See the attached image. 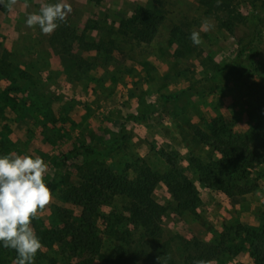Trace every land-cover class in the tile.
Masks as SVG:
<instances>
[{
  "label": "rangeland",
  "instance_id": "obj_1",
  "mask_svg": "<svg viewBox=\"0 0 264 264\" xmlns=\"http://www.w3.org/2000/svg\"><path fill=\"white\" fill-rule=\"evenodd\" d=\"M162 1L159 7L151 0H64L72 12L51 35L29 28L26 18L57 0H17L11 11L0 5V155L43 158L49 166L45 183L57 185L52 202L33 219L43 244L35 264H108L89 253L71 256L68 239L60 238L61 213L73 221L81 213L68 202L73 187L100 165L132 179L144 165L162 174L172 171L168 160L193 182L198 197L181 212L167 186L157 185L154 201L168 211L161 220V241L154 244L172 240L178 256L180 244L192 237L214 244L223 237L229 251L213 264H253L246 232L264 228V164L252 166L239 184L251 187V194L228 197L203 188L189 160L218 159L211 146L197 143L213 120L222 119L234 134L255 141L248 114L259 99L264 101V29L238 60L239 30L221 28L197 0ZM234 3L250 24L261 15L257 0ZM138 8L164 17L149 45L119 33L121 22ZM205 19L213 25L210 31L202 29ZM66 26L76 35L88 26L87 41L113 42L116 49L111 54L84 51L58 35ZM176 29L199 31L203 43L184 44L174 36ZM65 46L84 59L81 68L59 51ZM95 144L108 148L99 151ZM126 205L127 200L115 198L100 210L97 236L103 257H112L117 247L140 251L147 240L145 231L130 222ZM16 256L5 249L0 264H13ZM140 264L152 263L143 258Z\"/></svg>",
  "mask_w": 264,
  "mask_h": 264
},
{
  "label": "trees",
  "instance_id": "obj_2",
  "mask_svg": "<svg viewBox=\"0 0 264 264\" xmlns=\"http://www.w3.org/2000/svg\"><path fill=\"white\" fill-rule=\"evenodd\" d=\"M89 1L100 4L103 0ZM197 1L209 16L218 18L221 28L230 33H235L238 30L242 33L237 55V59L241 60L259 34V28L264 29V0H257L261 5L262 12L253 24H250L237 8L235 0H219V3L217 0ZM151 2L159 7L163 6L162 0H151ZM163 21V16L138 8L130 19L121 22L119 33L130 42L149 45L157 37ZM90 29L86 26L81 35H76L74 29L66 26L60 29L58 35L60 34L64 41L70 39L78 42L79 47L84 51L113 53L116 49L113 42L106 43L103 40L89 42L86 40V34ZM173 34L184 44L191 41L190 33L183 30L176 29ZM59 51L73 58L78 68L85 64L82 57L73 53L71 46H65L63 51ZM3 62L8 65L6 59ZM263 105V99H259L258 104L248 114L256 138L253 142L246 137L234 134L222 119L211 121L208 134L200 132L197 135L199 136L197 143L211 146L218 155L217 160L211 159L208 162L196 158L189 160L199 172V183L203 188L222 192L228 197L245 196L253 192V189L248 185L239 184L246 179L252 166L264 164ZM94 148L103 151L108 147L95 144ZM168 163L172 166V171L168 173L162 174L144 165L139 175L132 179L118 175L100 165V169L94 170L88 178L81 179L68 196V202L81 211L77 221H73V218L65 211L61 213L63 228L60 238L68 239L69 254L71 256L78 253L93 254L108 264H140L143 258L149 259L152 264H159L158 256L161 257L160 264H193L196 260H205L213 264L227 253L229 249L225 247L223 237L217 244L192 237L180 244L178 256L174 252L172 240L154 244L162 237L161 220L168 211L166 207L154 201L157 185L164 183L167 186L176 210L181 212L187 211L198 197L195 185L188 177L179 174L175 161L168 160ZM47 185L51 190L57 188L56 184L47 183ZM115 198L127 200L125 210L129 220L145 231L147 240L140 251L132 252L124 247H117L111 251L113 252L112 257L108 258L103 257L101 251L102 245L99 243L101 239L97 236V219L100 210ZM246 233L251 240L253 264H264V228ZM109 234H113V231ZM152 244L155 247L153 250H149L147 247ZM5 249L8 248H4L0 244V252ZM87 264H91V261Z\"/></svg>",
  "mask_w": 264,
  "mask_h": 264
},
{
  "label": "clouds",
  "instance_id": "obj_3",
  "mask_svg": "<svg viewBox=\"0 0 264 264\" xmlns=\"http://www.w3.org/2000/svg\"><path fill=\"white\" fill-rule=\"evenodd\" d=\"M16 4L17 0H0V5L9 11ZM71 12V4L64 0L45 3L38 12L27 15L26 25L29 28L38 26L43 34L51 35ZM212 27L208 19L202 22V29L210 31ZM190 39L195 46L203 43L199 31H192ZM48 170V164L38 156L14 152L0 155V244L17 253L13 264H35V256L43 248L32 227V220L38 219V212L43 211L54 198L51 188L45 183ZM157 260L160 264L161 257L158 256ZM193 264L210 262L196 260Z\"/></svg>",
  "mask_w": 264,
  "mask_h": 264
},
{
  "label": "crops",
  "instance_id": "obj_4",
  "mask_svg": "<svg viewBox=\"0 0 264 264\" xmlns=\"http://www.w3.org/2000/svg\"><path fill=\"white\" fill-rule=\"evenodd\" d=\"M252 262V261H251ZM226 264H227V262H226Z\"/></svg>",
  "mask_w": 264,
  "mask_h": 264
}]
</instances>
